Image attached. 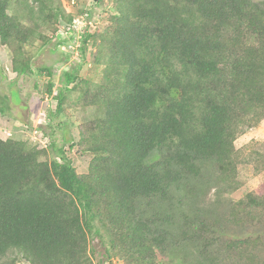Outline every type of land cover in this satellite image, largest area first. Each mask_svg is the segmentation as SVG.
<instances>
[{
  "label": "trees",
  "instance_id": "obj_1",
  "mask_svg": "<svg viewBox=\"0 0 264 264\" xmlns=\"http://www.w3.org/2000/svg\"><path fill=\"white\" fill-rule=\"evenodd\" d=\"M111 3L110 24L78 40L100 83L75 61L55 94L29 48L65 46L74 16L62 0H0V47L18 76L48 75L49 116L97 114L78 127L84 175L50 134L42 150L0 135V264H95V240L111 264H264V195L224 202L243 162L264 168L235 146L264 120V0Z\"/></svg>",
  "mask_w": 264,
  "mask_h": 264
},
{
  "label": "rangeland",
  "instance_id": "obj_2",
  "mask_svg": "<svg viewBox=\"0 0 264 264\" xmlns=\"http://www.w3.org/2000/svg\"><path fill=\"white\" fill-rule=\"evenodd\" d=\"M62 4L66 12L68 14H72L74 16V19L76 17L81 16L85 12L90 13V20L93 24L90 27L85 26L86 28L83 24H81L83 30H86L88 28L87 30L89 32H94L98 28H105L108 24H110L108 18L111 13L113 14V11H111L110 9L112 7L111 0H104L101 2H97L96 0H62ZM47 34L50 35L49 32H47ZM66 35L72 36L73 38V35L76 34L71 33L70 31V33ZM77 36L79 35H76L75 37ZM62 37H64V32L62 34H59V36L56 37L57 39H55L54 42H58L59 40H61ZM54 46L55 45L52 41L46 44L45 47L42 46V43L40 41H36L35 45L33 47H30L29 50L34 56L35 67L39 68L42 66H46L51 67L53 69L52 80L55 83L53 91L56 94L59 89L64 87L63 71L65 69H70L73 65L72 63H74V60L65 56L66 53L63 46L57 50L54 49ZM94 50V47L90 48L87 53V58L83 61L81 59V53L79 51V56L76 60V64H80L82 66L80 72L81 78H86L88 80L91 79L94 81V84H97L100 83L101 77L100 74H97V70H95L92 66V54L94 53ZM5 56V51H0V66L7 60ZM6 73L11 79L12 76L16 77L10 67H8V71H6ZM48 80V75L45 74L42 75L40 78L33 77L32 79H27L25 83H22V86L25 89V92L32 93V90L29 91V88L33 89L34 83L37 81L38 90L37 93L35 92V95H33V99L35 102L40 104V110H37L38 119H45V126H47L45 128V132L47 134H50V136L54 137L58 148L64 147L66 157L71 160L77 172L81 175L87 174L92 156L79 151V148L77 146V143L79 141L78 127L79 125L84 124L86 121L96 117L97 114L93 113L91 110L84 112L80 108H78L68 110L63 116L55 114L51 118L49 114L50 112H53L54 114L56 102L55 100H52L51 96L49 97L46 94V85ZM89 111L91 113V116L88 115ZM45 116H47V118H45ZM41 123L43 122L41 121ZM35 131L36 129L32 131L30 130L29 134L26 133L27 135L21 138L28 140L31 144H34L35 142L34 140H32V137L35 136ZM235 146L237 150H244L243 155L253 154L254 156H256L258 153L260 155L264 153V120L261 121L260 124L248 128L245 134L242 135L235 142ZM256 162L257 161L248 163L243 162L239 166V172L237 177V180L240 184L239 189H237V191L233 192L230 195H227L225 193V203L235 204L249 193H255L259 196L264 195V168L258 167L256 169ZM222 195L224 196V193H222ZM217 198V191L212 190L206 197L207 206H211L213 202L215 203ZM218 211L223 212V210ZM259 229L263 230L264 233V226L261 225ZM262 246L263 245L261 244L262 254L264 255V249ZM93 248L95 250V264L112 263V260H107L106 257L103 256L104 249L99 246L97 240L94 241ZM113 259L115 260L116 258ZM119 263L123 264L120 261Z\"/></svg>",
  "mask_w": 264,
  "mask_h": 264
},
{
  "label": "crops",
  "instance_id": "obj_3",
  "mask_svg": "<svg viewBox=\"0 0 264 264\" xmlns=\"http://www.w3.org/2000/svg\"><path fill=\"white\" fill-rule=\"evenodd\" d=\"M2 50L5 51L7 60L0 66V97L5 109L4 115L0 114V135L4 138L6 134L18 132L17 134L23 137L38 125L37 110H40V104L33 99L36 91L29 88L32 93L25 92L22 86L28 77H20L14 71L16 77H8L6 71L8 67L12 69L11 60L7 50L0 47V51Z\"/></svg>",
  "mask_w": 264,
  "mask_h": 264
},
{
  "label": "built area",
  "instance_id": "obj_4",
  "mask_svg": "<svg viewBox=\"0 0 264 264\" xmlns=\"http://www.w3.org/2000/svg\"><path fill=\"white\" fill-rule=\"evenodd\" d=\"M81 24H83L84 27L85 26L90 27L93 24L90 20V13L86 12V13L82 14L81 16L76 17L74 19L72 27L68 31L63 28V30L60 33V34H62L64 32V37H62L61 40H59V41L65 40L67 38L69 39L70 37L72 38V36L66 35V34H69L70 31H71V33H75L76 35H79L77 37H75L76 35H73V39H71L65 43V49L70 54V58L74 60L73 62H75L79 56V52L77 50L78 45H79L78 39L81 38L80 34L84 31L83 28L81 27ZM87 24H89V25H87ZM58 36L59 35H57V37ZM35 137L37 140H39L42 143V146L45 147L47 145V140L45 139L44 134L40 130L36 129ZM114 264H116V263L114 262Z\"/></svg>",
  "mask_w": 264,
  "mask_h": 264
},
{
  "label": "clouds",
  "instance_id": "obj_5",
  "mask_svg": "<svg viewBox=\"0 0 264 264\" xmlns=\"http://www.w3.org/2000/svg\"><path fill=\"white\" fill-rule=\"evenodd\" d=\"M85 13H86V12H85ZM92 33H93V32H92ZM56 39H57V38H56ZM58 42H60V41H58ZM58 42H56V43H58ZM63 48L65 49V46H63ZM16 75H17V73H16ZM45 118H47V116H45ZM41 121H42L43 123H41ZM45 124H46V121H45V119L43 118V119H40L39 122H38V125H37L36 127L33 128V130H34V129H38V130H40V131L44 134L45 139L47 140V145L44 147V146H42V143H40L39 140L36 139L35 136L32 137V140H34L35 143H37V144L40 143V144H38L37 146H38V148L41 149V150H42V149H47L48 146H49V138L47 137V133H45V131H44L45 128L47 127V126H45ZM32 133H33V132H32ZM34 142H33V143H34ZM35 143H34V144H35Z\"/></svg>",
  "mask_w": 264,
  "mask_h": 264
}]
</instances>
